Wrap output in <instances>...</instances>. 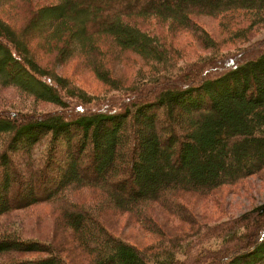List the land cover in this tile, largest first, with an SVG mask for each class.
Listing matches in <instances>:
<instances>
[{"label":"trees","instance_id":"trees-1","mask_svg":"<svg viewBox=\"0 0 264 264\" xmlns=\"http://www.w3.org/2000/svg\"><path fill=\"white\" fill-rule=\"evenodd\" d=\"M93 1L99 9L93 7L90 12L76 0H60L37 11L41 18L51 16L42 25L57 20L56 28L39 26L41 18H36V12L26 26L58 40L57 26L71 18L75 23L69 27L71 33L85 50H94V70L107 83L112 75L106 63L119 61L120 52L126 50L136 52L151 66L161 64L164 72L155 81L138 78L122 87L121 97L95 106L97 96L90 98L75 82L42 68L27 44V37L32 36L27 28H15L0 16V82L60 106L74 103L71 111L44 117L15 109L0 111V217L38 202L55 204L63 224L77 234L92 264H151V260L153 264H264V203L221 222L229 224L228 230L211 235L222 237L219 246L195 247L198 240H206L203 234L198 238L197 232L155 259L153 252L113 234L99 218L104 208L128 210L138 215L146 229L163 234L161 224L150 214L153 204L187 216L189 210L184 213L178 193H213L223 184L264 169V45L225 55L228 58L211 63L209 71L203 62L201 70L193 72L198 64L176 66L177 55L169 47L141 31L136 21L121 16L155 13L189 25L197 12L262 11L264 0ZM100 33L112 38L121 50L111 45L102 54L91 43L94 36L102 39ZM61 51L66 54L65 47ZM9 64L16 70L11 72ZM159 108H163L160 119ZM76 130L79 136L71 159L59 164L55 141L63 139L61 133L67 137ZM49 131L53 138L47 153L36 159L34 148ZM169 142L173 146L167 149ZM17 154L27 159L21 163ZM79 154L87 161H80ZM59 165L62 171L56 169ZM85 187L101 188L104 201L77 202L70 196L71 190ZM26 251L48 253L42 257L12 255ZM0 264L70 263L51 245L10 230L0 231Z\"/></svg>","mask_w":264,"mask_h":264},{"label":"rangeland","instance_id":"rangeland-1","mask_svg":"<svg viewBox=\"0 0 264 264\" xmlns=\"http://www.w3.org/2000/svg\"><path fill=\"white\" fill-rule=\"evenodd\" d=\"M59 1L13 0L10 3H3L0 0V16L15 28H27L26 25L34 12H36V18L39 19L42 17V13L37 11L55 6ZM124 1L120 0L118 3ZM76 2L80 5H87L90 12L93 11V7L99 9L93 0H76ZM107 3L109 4L108 0ZM192 16L194 18L189 21V25L174 21L171 16L165 17L155 13H132L121 17L130 22L136 21L142 29L141 31L151 36L154 41L161 42V45L164 44L167 49L169 47L177 55L176 66L189 67L187 65L198 64L197 70H192L193 72H199L203 67V62L206 63V71H209L211 63L227 59L228 57H224L225 55H236L241 50L245 51L250 47L259 48L264 45V10L237 9L213 14L197 12ZM49 19L51 16L41 18L39 26L44 29L56 28L54 25L57 24V20L42 25L43 20L48 21ZM74 24L71 18H68L67 22L59 24L56 34L59 36L58 40L38 34V28L35 29L36 32L27 28L32 35L27 37V44L43 69L75 82L84 88L85 94L90 98L94 95L97 96L94 99L95 106H100L106 99L114 100L116 97H121L125 92L122 87L130 86L138 78L150 82L155 81L163 74L164 70L160 69L161 64L153 63L154 66H151L146 61L144 62L136 52L126 50L120 52L119 61L111 64L106 63L113 83L105 82L94 70V50H85L81 41L71 33L73 28L69 27H74ZM195 27L201 30L195 29ZM100 34L99 36L104 42L94 36L91 43L98 45L102 54H105V50L111 45L116 50H121L116 47L112 38L104 36V33ZM62 47L66 48V54H62ZM70 48L72 50L68 53ZM106 57L105 55L107 60ZM9 66L11 72L16 70L12 64ZM35 86L39 85L36 83ZM70 107L74 109V103ZM70 107L60 106L59 102L41 96L38 98L25 90H18L0 82L1 112L15 109L24 114L44 117L62 110L71 111ZM162 109L156 110V112L160 111L157 115L159 119L162 117ZM185 113L188 114V111ZM72 117L68 116V119ZM61 135L63 139L55 141V159L59 164H66L73 155L71 149L78 139L79 130H76L74 135H68L69 137H66L65 132ZM52 138L51 131L40 138L41 141L34 148L36 159L44 157ZM171 144L169 142L166 145L167 149L173 146ZM17 155L21 163L27 159L25 156ZM78 159L87 161L86 156L82 154H79ZM62 168L61 165L56 167L58 171H62ZM105 195V192L99 187H85L70 191V196L77 202L96 203L100 199L104 201ZM176 196L184 205V213L189 210L187 216H177L160 203H155L151 207L152 213L150 214L161 224L163 234L146 229L137 220L138 215L128 210L113 209L106 205L108 208L100 211L99 218L113 234L153 252V259L158 258V255H165L162 251L169 249L186 237L195 236L197 232L198 238L203 234L206 240L197 239L195 247L201 245L216 247L222 243V237L219 236L215 239L211 235L215 232L224 234L229 228L228 223L221 222L238 218L264 203V169L256 174L245 176L237 182L223 184L213 193L202 194L198 191H189L180 192ZM0 220L3 225H0V231L14 230L22 237L43 241L51 245L55 252L63 256L70 264H92L89 253L79 246V241L76 239L77 234L68 225L63 224L62 215L53 203L38 202L23 209L12 210L3 214ZM47 253V251H26L12 255L42 257ZM179 256L183 257L181 254ZM153 263H155L154 260H151V264Z\"/></svg>","mask_w":264,"mask_h":264}]
</instances>
